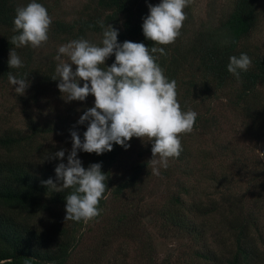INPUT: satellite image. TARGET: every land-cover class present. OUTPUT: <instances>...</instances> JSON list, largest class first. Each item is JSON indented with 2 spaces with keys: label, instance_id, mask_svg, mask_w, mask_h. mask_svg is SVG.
Instances as JSON below:
<instances>
[{
  "label": "trees",
  "instance_id": "1",
  "mask_svg": "<svg viewBox=\"0 0 264 264\" xmlns=\"http://www.w3.org/2000/svg\"><path fill=\"white\" fill-rule=\"evenodd\" d=\"M91 2L69 21L53 17L46 7L52 18L49 30L64 41L93 34L102 40L103 31L111 25L118 30L119 43L164 47L166 55H154L165 76L176 81L181 109L197 113L193 131L181 136L183 150L169 158L167 168L155 166L159 175L153 172L152 159L158 157L152 158L150 141L133 137L127 149L113 143L112 151L100 155L78 150L83 167L101 164L108 176L107 189L96 218L87 223L64 220L65 198L73 189L59 192L43 185L41 181L49 178L57 184L62 181H57L54 171L61 161L42 160L65 149L62 162L67 163L70 131H77L83 141L88 122L77 121L94 105V96L65 100L58 79H52L56 65L35 61L37 48H17L11 42L19 34L13 30L16 9L27 1L0 0V110L4 113L0 112V120L10 106L18 107L21 115L18 125L0 124V264H264V167L252 170L230 143L214 140L208 148L198 141L218 123L212 115L217 101L246 129L264 135V52L250 41L263 19L262 0H230L217 21L210 18L198 28L191 23V0L184 9L187 18L179 37L166 46L143 35V19L149 14L144 0ZM10 50L23 67L9 68ZM241 53L252 64L237 79L227 66L231 56ZM114 60L113 54L101 67L111 66ZM9 72L18 77L28 74L30 86L24 95H18L16 86L9 83ZM49 94L62 101L63 112H55L51 119L36 117L33 107ZM8 95L10 104L5 106ZM227 156L231 161L226 162V170ZM245 169L246 178L239 172ZM174 172L173 187L158 191L160 182L170 180ZM196 174L213 181L215 190H192L186 179ZM240 182H245L243 190H234ZM157 237L184 239V248L160 257Z\"/></svg>",
  "mask_w": 264,
  "mask_h": 264
},
{
  "label": "clouds",
  "instance_id": "2",
  "mask_svg": "<svg viewBox=\"0 0 264 264\" xmlns=\"http://www.w3.org/2000/svg\"><path fill=\"white\" fill-rule=\"evenodd\" d=\"M190 3L191 0H161L155 6L148 5L149 14L142 24L145 38L156 45L175 43L187 18L184 9ZM13 23V30L19 34L12 36L11 42L17 48H38L48 41L52 18L36 0L17 8ZM101 27H104L103 22ZM155 53L166 55L164 47L149 49L143 43L127 40L119 43L118 30L111 25L103 31L100 45L81 38L59 46L56 59L60 63L52 79H58L60 93L66 94V101H85L89 94L94 96V105L77 121L78 124L88 122L83 141L77 131H70L72 145L67 152V163L62 162L65 149L49 153L42 160L61 161L54 171L57 181H62L57 184L49 178L41 181L43 185L59 192L73 189L65 198L64 220L87 223L96 218L100 214L98 205L107 189L108 176L102 172L101 164L83 167L78 150L100 155L112 151L113 143L127 149L133 137L150 141L152 158L158 157L152 159L156 175H159L156 165L167 168L169 158L178 157L183 150L181 136L193 131L197 113L181 109L176 81L165 76ZM113 54L115 60L111 66L102 68ZM229 60L227 70L237 79L252 64L251 58L244 53L239 57L231 56ZM8 66L23 67L14 50L9 52ZM27 77L28 74L18 77L8 73V81L16 86L18 95H24L30 86ZM79 81L84 82L82 86Z\"/></svg>",
  "mask_w": 264,
  "mask_h": 264
},
{
  "label": "rangeland",
  "instance_id": "3",
  "mask_svg": "<svg viewBox=\"0 0 264 264\" xmlns=\"http://www.w3.org/2000/svg\"><path fill=\"white\" fill-rule=\"evenodd\" d=\"M27 1V3L31 2V0H22ZM36 2L41 3L45 8L53 12V17L57 16L66 21L71 20L76 17L82 10H84L87 6L92 5L91 0H36ZM161 2V0H144V3L147 5H157ZM230 0H192V25L193 28H198L203 26L206 22L212 18L210 22L217 21L221 12L225 11L229 7ZM261 8L263 10V19L257 29L252 34L250 41L252 43H257L261 46L262 51L264 52V0H262ZM48 41L44 43L41 47H38L36 50V58L35 61L40 62L42 64H47L53 62L56 66L60 63L59 60L56 59L58 54V48L61 45L67 44L70 41H64L61 37H56L50 30L48 33ZM87 40L90 42L99 45L101 42V38L99 35L93 34ZM62 59H66L62 57ZM75 65H72L73 70H75ZM90 96V94L88 95ZM46 97L42 98V100L33 107V113L36 117L45 119V118H53L54 113L63 112L64 106L61 100H57L53 94H49L47 97L48 102H46ZM10 98L9 95L5 101V106H9ZM53 107V110L51 109ZM10 111H9V109ZM5 109L6 117L0 120V124L3 126H7V124L18 125L21 121V115L19 113L18 107H8ZM4 109V108H1ZM0 112H2L0 110ZM2 114H4L2 112ZM212 115L218 119V123L213 127V131L211 133H207L202 138H200L199 145L203 147L212 148L215 141H223L227 144H232L235 148H237V155L245 157L246 163L252 165V170H259L264 167V135L255 134L249 129H246L244 124L240 121V119L234 115L231 111H229L223 102L217 101L214 104V108L212 110ZM1 116V114H0ZM51 138V137H50ZM215 140V141H214ZM58 141V139L56 140ZM202 141V142H200ZM225 161L226 170L227 163H230L231 157L227 156ZM217 160H215L210 166L212 168L216 167ZM227 162V163H226ZM251 168L249 171H252ZM233 172H236L233 169ZM241 176L246 178L248 173L245 170L239 171ZM174 175V176H173ZM177 173L174 172L170 180L163 179L160 182L157 189L161 191L162 189H166L167 187H173L175 183V177ZM186 183L191 186L192 190H200L202 193H207L215 190V183L213 181H209L203 175L199 176L196 174L188 179H186ZM235 184V183H234ZM234 190H243L245 186V182H240ZM184 239L177 238H160L156 239V248L160 257L165 256L169 252H177L184 248Z\"/></svg>",
  "mask_w": 264,
  "mask_h": 264
}]
</instances>
